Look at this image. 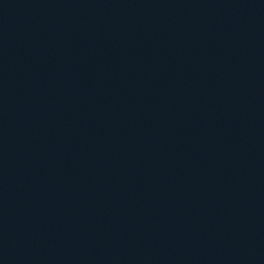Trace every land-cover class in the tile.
Masks as SVG:
<instances>
[{
    "label": "water",
    "instance_id": "1",
    "mask_svg": "<svg viewBox=\"0 0 264 264\" xmlns=\"http://www.w3.org/2000/svg\"><path fill=\"white\" fill-rule=\"evenodd\" d=\"M0 264H264V0H0Z\"/></svg>",
    "mask_w": 264,
    "mask_h": 264
}]
</instances>
